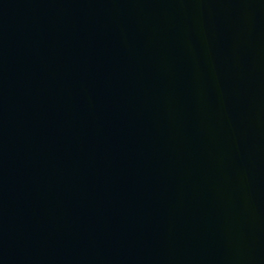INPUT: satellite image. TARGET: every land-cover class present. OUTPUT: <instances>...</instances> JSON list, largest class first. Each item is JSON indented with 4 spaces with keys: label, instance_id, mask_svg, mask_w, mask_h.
<instances>
[{
    "label": "water",
    "instance_id": "1",
    "mask_svg": "<svg viewBox=\"0 0 264 264\" xmlns=\"http://www.w3.org/2000/svg\"><path fill=\"white\" fill-rule=\"evenodd\" d=\"M0 264H264V0H0Z\"/></svg>",
    "mask_w": 264,
    "mask_h": 264
}]
</instances>
